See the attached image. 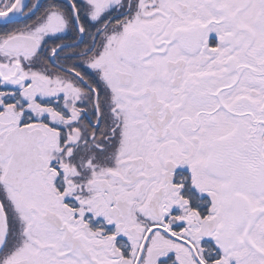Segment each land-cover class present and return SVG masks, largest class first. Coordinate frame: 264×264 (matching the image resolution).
I'll return each mask as SVG.
<instances>
[{
  "label": "snow or ice",
  "instance_id": "obj_1",
  "mask_svg": "<svg viewBox=\"0 0 264 264\" xmlns=\"http://www.w3.org/2000/svg\"><path fill=\"white\" fill-rule=\"evenodd\" d=\"M0 264H264V0H0Z\"/></svg>",
  "mask_w": 264,
  "mask_h": 264
}]
</instances>
